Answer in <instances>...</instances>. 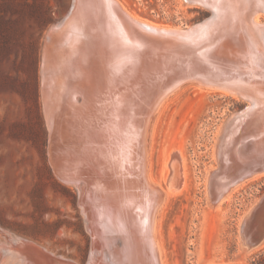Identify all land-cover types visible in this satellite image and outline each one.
Returning <instances> with one entry per match:
<instances>
[{"label":"bare ground","instance_id":"bare-ground-1","mask_svg":"<svg viewBox=\"0 0 264 264\" xmlns=\"http://www.w3.org/2000/svg\"><path fill=\"white\" fill-rule=\"evenodd\" d=\"M200 1L213 7L214 17L182 31L135 16L119 0H85L75 17L59 19L48 29L42 45L40 89L49 164L55 165L60 180L75 187L80 199L86 193L106 246L119 236L133 239L149 264H164L157 220L167 197V190L150 178L149 136L155 113L183 80L249 103L220 127L214 144L217 166L207 175L209 188L218 193L243 172L264 173V20L259 18L264 0ZM87 20L105 35L94 84L85 79L83 52L76 46ZM148 42L157 51L145 59L138 48ZM175 60L180 69L145 82L147 71L168 68ZM202 62L205 71L196 67ZM247 137L252 140L245 144ZM174 155L177 158L168 163L176 191L185 184V170L182 155ZM70 167L79 170L70 172ZM107 174L114 182L102 180ZM82 203L79 200L86 220ZM33 244L16 235L11 246L0 250L20 264H37L36 259L45 263Z\"/></svg>","mask_w":264,"mask_h":264},{"label":"rangeland","instance_id":"rangeland-1","mask_svg":"<svg viewBox=\"0 0 264 264\" xmlns=\"http://www.w3.org/2000/svg\"><path fill=\"white\" fill-rule=\"evenodd\" d=\"M119 2L131 14L156 24L177 21L186 26L209 12L183 0ZM70 4L71 0H0V249L11 246L17 235L37 243L31 246L37 253L51 251L84 262L91 235L75 187L60 180L49 164L40 89L45 35ZM263 15L259 13L262 21ZM244 103L185 82L154 115L148 145L152 182L166 190L174 153L182 155L185 170V184L167 191L158 215L164 264H264V242L248 254L237 249L240 219L253 196L264 190V173L240 180L219 202L210 201L208 193L209 172L217 166V135ZM0 260L20 264L3 257L2 250Z\"/></svg>","mask_w":264,"mask_h":264},{"label":"water","instance_id":"water-1","mask_svg":"<svg viewBox=\"0 0 264 264\" xmlns=\"http://www.w3.org/2000/svg\"><path fill=\"white\" fill-rule=\"evenodd\" d=\"M185 4H198L201 6H204L208 8L209 12L207 16H205L202 20L197 22H191L187 24L186 26H183L177 21L172 22V24L175 27H179L180 30L186 31L189 28L195 27L205 24L206 22L210 21L214 17V9L206 2H202L200 0H183ZM85 3V0H71V4L69 6V9L67 13L61 18L63 22L71 17H75L77 13L79 12V9L81 6H83ZM264 13V11H260V13ZM98 23V19H97ZM91 20H87L84 22V29H83V36L82 38L78 39V42L76 46L78 49H81L83 54L82 57H84V75L86 81L93 83V79L96 75H98L99 72V66H98V60L100 55L102 54V50L100 49V42L102 39H104L105 35L101 32V30L96 27V23L94 22V26L91 25ZM166 25V24H162ZM144 26L147 29H150L149 25L144 24ZM153 44V43H152ZM151 43L148 42V44L141 45L138 50L140 51L141 55L146 59L150 57L151 53L156 48L152 46ZM151 50V51H150ZM179 63L178 60H175V64L172 66L159 70V71H147L146 80H156L157 78L161 79L164 78L165 75L170 72V70L178 68L176 64ZM207 65L205 62L198 63L196 67L200 68L201 70L205 71L204 67ZM223 65V64H221ZM224 66V65H223ZM227 67V66H226ZM211 68V66H210ZM138 72H142L139 68ZM209 72V71H208ZM193 76H196L193 75ZM192 76V77H193ZM186 83H192L195 84L192 80H183ZM88 84V83H87ZM85 84V89L87 92L88 98H91L92 90ZM185 84V83H184ZM244 100V99H243ZM246 101V100H245ZM248 102L244 103L243 108L239 110L238 112H235L233 115L241 113L247 106ZM231 115L228 120L233 116ZM67 122V120H66ZM224 124V126L226 125ZM223 126V127H224ZM222 127V128H223ZM252 140L251 137H247L243 139V142L245 144L249 143ZM51 167H55L54 164L50 163ZM169 165V174L165 178V182L167 185L166 190L171 191L172 193L175 191L176 187L172 185L173 180V170L171 168V165ZM56 168V167H55ZM76 168V169H75ZM53 169V168H52ZM70 172H76L78 171V167H70L68 168ZM75 170V171H74ZM263 171H257L254 174H251L250 171L243 172L241 175H239L237 178L233 179L229 182L228 186L225 189L220 190L222 193L221 196H219V193L215 190L209 188V200L212 202H219L221 201L227 193L230 191L231 187L235 185L237 182H239L241 179L262 173ZM103 181L105 182H114L112 175H105V177H101ZM79 200L82 203V205L85 208V214H86V220L83 217L85 228L90 232L91 235V247L89 249V252L87 254V258L84 262H75L70 257L54 253V252H42L40 254H43L44 259L46 260L43 264H140L141 260L144 261V264H149L146 259V253L144 249H139L136 247L135 241L132 239L129 240H123V238L116 237L112 242L106 246L105 241L103 237L98 233L99 224L97 221V217H94V210L92 206L86 202V193L84 192L81 199L79 195H77V202L79 204ZM87 221V222H86ZM264 242V190L258 194L253 196V198L250 201V204L243 214V216L240 219L239 225H238V242H237V249L241 250L244 254H248L253 249L259 247ZM36 263H38V260L36 259ZM213 264V263H209ZM216 264H222V263H216Z\"/></svg>","mask_w":264,"mask_h":264}]
</instances>
